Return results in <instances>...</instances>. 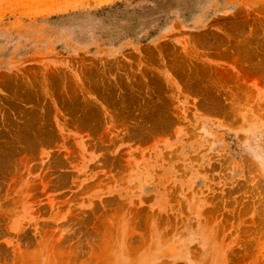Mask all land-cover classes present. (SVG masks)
I'll return each instance as SVG.
<instances>
[{
	"label": "rangeland",
	"instance_id": "1",
	"mask_svg": "<svg viewBox=\"0 0 264 264\" xmlns=\"http://www.w3.org/2000/svg\"><path fill=\"white\" fill-rule=\"evenodd\" d=\"M0 264H264V0H0Z\"/></svg>",
	"mask_w": 264,
	"mask_h": 264
}]
</instances>
